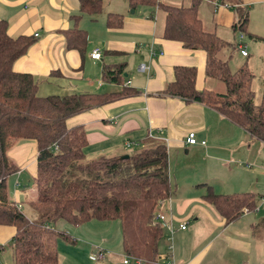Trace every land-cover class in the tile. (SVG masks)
<instances>
[{
	"label": "crops",
	"instance_id": "1",
	"mask_svg": "<svg viewBox=\"0 0 264 264\" xmlns=\"http://www.w3.org/2000/svg\"><path fill=\"white\" fill-rule=\"evenodd\" d=\"M244 1L237 4L264 2ZM156 2L171 7L190 4V0ZM227 9L214 6V0H200L197 16L204 31L222 40L217 34L219 22L230 25L231 29L237 21V15L227 13ZM100 12L93 16L81 14L77 0H0V20L5 21L9 38L36 35L26 53L12 64V70L30 75L39 97L111 93L122 87L137 92L75 115L65 121V126L84 130L86 161L132 155L153 142L164 145L171 193L160 204L158 213L164 216L170 230L162 228L156 264H264V217L258 216L256 204L251 212L226 224L202 200L206 187L216 195H253L246 192L254 186L256 168L251 166L255 165L252 150L256 148L261 152L264 144L251 139L207 107L160 95L172 80L174 67H193L195 90L212 91L204 76L205 54L162 39L164 13L160 9H149L148 14L136 16L135 9L130 14ZM107 14L120 15V26L106 27ZM206 14L209 24H204L202 18ZM246 14L248 19V12ZM74 17H78L75 22ZM73 26L86 34L83 57L64 45L61 32ZM249 36L248 40L258 42L254 40L257 36ZM239 39L243 40V36L239 35ZM241 44L246 49V45ZM94 49L101 54L99 61L89 58ZM239 56L247 58V55ZM118 65H124L122 84L103 81L102 67ZM139 65H144L146 70L139 72ZM188 133L194 134V145L185 142ZM6 155L16 167V172L5 182L7 197L27 218L23 207L32 213L28 202L36 197L35 143L12 141ZM31 168L33 177L29 183L25 173ZM25 185L30 186L25 189ZM19 189L23 190L21 195ZM17 193L20 204L16 203ZM31 216L27 219L35 218L34 214ZM52 229L64 232L74 241L73 245L58 243L57 264H122L125 256L118 222L89 221L76 227L56 223ZM13 233V228L0 226V245L6 247ZM5 250L0 253V264ZM95 251L104 253L101 261L90 260L89 256ZM9 252V264H12Z\"/></svg>",
	"mask_w": 264,
	"mask_h": 264
},
{
	"label": "trees",
	"instance_id": "2",
	"mask_svg": "<svg viewBox=\"0 0 264 264\" xmlns=\"http://www.w3.org/2000/svg\"><path fill=\"white\" fill-rule=\"evenodd\" d=\"M128 1L131 8L160 9L164 13L162 39L176 42L186 50L202 51L205 78L221 83L224 88L221 94L205 89L197 91L195 69L174 67L172 80L160 95L207 107L264 144V76L255 104L253 74L245 64L230 72L227 62L218 58L220 51L230 45L214 33L204 31L197 16L200 0H190L188 7L160 5L156 0ZM218 2L229 8L226 3L236 0ZM77 3L81 14L93 16L100 12L102 0H77ZM232 7L239 5L236 2ZM77 19L74 17L73 21ZM105 23L108 28L118 27L121 16L107 14ZM246 24V12H239L231 29L243 33ZM61 34L65 48L83 57L85 32L73 26ZM254 40L264 42L260 38ZM34 42L35 37L9 38L6 23L0 20V226L14 229L8 243L12 264H57L58 243L73 245L74 241L51 226L64 223L76 227L89 221L118 222L123 255L139 260L140 264H156L163 226L155 215L171 193L164 145L153 142L126 159L86 161L84 130L65 126V121L75 115L137 92L122 87L111 93L39 97L34 79L12 70V64ZM123 68L124 65L102 67V80L120 86ZM17 140L33 141L36 146L33 180L36 197L28 202L35 216L33 220H28L7 197L5 182L16 167L7 158L6 150ZM202 200L226 224L255 208L251 194L216 195L209 187ZM6 247L0 245V253Z\"/></svg>",
	"mask_w": 264,
	"mask_h": 264
},
{
	"label": "rangeland",
	"instance_id": "3",
	"mask_svg": "<svg viewBox=\"0 0 264 264\" xmlns=\"http://www.w3.org/2000/svg\"><path fill=\"white\" fill-rule=\"evenodd\" d=\"M244 2V0H236L238 3ZM252 1V0H250ZM236 2L232 3H226L229 8L225 10L227 13H230L232 15H239V12H248V19L247 24L244 33L240 32H233L230 29V25L225 26V23H220L217 27V34L219 37L222 38V40L228 42L230 44L229 47L226 49H223L218 54V58L221 60H225L228 62L227 66L230 72H234L237 68L246 65L247 69L253 74V80L251 83L252 91L254 93V102L255 104L258 103L259 97H260V90H261V80L264 74V42H252L248 40V35H254L257 36V38L264 40V2L261 3H251L249 5L239 6V7H232L231 4H234ZM249 2V1H247ZM205 5V4H204ZM135 9V16L139 14H148L149 8L143 7V6H136L134 8H131L128 4L127 0H102L101 5V13L105 12H120L122 14H126L127 12L130 14ZM160 13V12H159ZM158 13V15H160ZM211 14V13H210ZM99 17V16H98ZM204 24L208 23L209 17L208 15L202 16ZM223 20V19H219ZM236 20V19H235ZM225 21V20H224ZM207 24V25H208ZM206 29V28H205ZM239 35L243 36V40L239 39ZM235 41V42H234ZM234 42V43H233ZM241 42L246 45L245 52L247 54V58H241L239 56L238 50L235 48V44ZM232 43L234 44L232 47ZM229 58V59H228ZM206 83L211 84L207 87L210 88L215 93H223L224 88L223 85L219 82L206 79ZM252 155L255 157L254 162L255 165H251L255 167L256 169L253 170L254 172V186L249 189V191L254 195L256 208L259 210L258 216L263 218L264 217V201L260 197H264V148H262L261 152H257L256 148L252 150ZM247 164L250 165V163ZM31 169H28L26 171V179L30 183V179L33 177V173H31ZM32 183V182H31ZM28 186H24L23 188H28ZM21 188V187H20ZM22 189V188H21ZM21 189L18 190L19 195H21ZM17 193V195H18ZM19 195L17 196V204L19 203ZM21 199V197H20ZM29 214H28V213ZM23 213L27 216L28 219L32 218L29 211L26 210V207H23ZM34 217V216H33ZM53 227V225L51 226ZM159 246V244H158ZM10 245L8 244L5 250L6 255L4 256L3 260L1 261V264H9L10 263ZM158 252H160V249L158 248Z\"/></svg>",
	"mask_w": 264,
	"mask_h": 264
},
{
	"label": "built area",
	"instance_id": "4",
	"mask_svg": "<svg viewBox=\"0 0 264 264\" xmlns=\"http://www.w3.org/2000/svg\"><path fill=\"white\" fill-rule=\"evenodd\" d=\"M214 6H222L224 8H228L225 5L219 4L218 0H214ZM35 36L36 35H34V37ZM235 48L238 50L239 54L242 57L246 56V52H245L244 47L241 44V42L236 43L235 44ZM100 57H101V54L98 51V49L92 50L91 53L89 54V58L92 61H99ZM137 70L139 72H144L146 70V68L144 67V65H139ZM185 142L188 145H194L195 144L194 134L193 133H188L187 136H186ZM200 144L203 145V142H201ZM155 220L157 222L161 223V225L163 227H165V228L170 230L169 226L165 222V219H164L163 215H161L160 213H157L155 215ZM179 228L182 230V229H184V226L181 225ZM103 257H104V253L102 251H95L92 255L89 256L90 260L93 261V262L101 261L103 259ZM140 263L141 262L139 260H131V259L127 258V257H124L123 260H122V264H140Z\"/></svg>",
	"mask_w": 264,
	"mask_h": 264
},
{
	"label": "water",
	"instance_id": "5",
	"mask_svg": "<svg viewBox=\"0 0 264 264\" xmlns=\"http://www.w3.org/2000/svg\"><path fill=\"white\" fill-rule=\"evenodd\" d=\"M126 158H127V155H124V156L119 157V159H126Z\"/></svg>",
	"mask_w": 264,
	"mask_h": 264
}]
</instances>
